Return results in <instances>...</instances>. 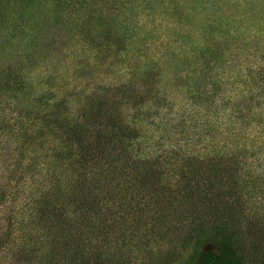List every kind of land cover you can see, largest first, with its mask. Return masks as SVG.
<instances>
[{
	"label": "trees",
	"instance_id": "16d2710c",
	"mask_svg": "<svg viewBox=\"0 0 264 264\" xmlns=\"http://www.w3.org/2000/svg\"><path fill=\"white\" fill-rule=\"evenodd\" d=\"M178 217L182 264H264V0H0V264H121Z\"/></svg>",
	"mask_w": 264,
	"mask_h": 264
},
{
	"label": "rangeland",
	"instance_id": "374dc122",
	"mask_svg": "<svg viewBox=\"0 0 264 264\" xmlns=\"http://www.w3.org/2000/svg\"><path fill=\"white\" fill-rule=\"evenodd\" d=\"M204 12L206 13L205 16L208 17L209 10H206ZM185 16L189 17L187 14ZM171 19L174 21L175 17H172ZM61 31L62 30H60L59 33ZM60 35L62 39H65L64 32H61ZM213 35H214L213 42L221 41V36L219 37L216 33ZM222 36L223 38H225V35H222ZM28 42H30V40L25 41V44H27ZM18 45H21V44H17V46ZM48 47H50V45L46 44L45 49L42 53V56L41 55L40 56L43 58V56L46 55L47 57H50V59H55L57 57L55 52L53 54L49 53L50 50H48ZM65 50H66V47L63 48V52ZM158 51L162 52V48L158 49ZM200 53L201 52L196 51L194 53V57H200L201 55ZM41 57L37 58L36 55H34V57L33 56L31 57L32 66H36V67H32L33 68L32 71H34L36 74H39L45 77L51 71V66L48 64V60H46V63L41 62V59H42ZM67 59H65L66 61H64L63 58L58 57V60L60 62H58L57 64L56 78H60L61 81L57 79L58 80L56 82L57 85L63 82V83L68 84L69 90L72 89L73 87H76V89H78L80 87L79 85L83 82V80H81V78H78V80H75V82H72V80H74V76L79 77L80 74H83V76L85 75L84 76L85 78V77H88L89 75H95V72L90 71L89 67L86 66L83 63V61L79 60V58H78V61L67 60ZM88 61H89L88 63H91L89 64L90 68L99 66V62L97 61L93 62V60L90 58H88ZM106 66H108L111 69L108 61L106 63ZM98 70L100 71V73H98L99 71L97 72L99 77L100 76L105 77L106 67L105 66L98 67ZM33 75L34 73L30 74V78H31L30 82L35 81V79L33 78ZM96 80L97 79L95 77V81ZM106 82L107 80L101 81V83H104V84H106ZM88 87L92 89L94 85L91 84ZM94 90L95 88L93 89V91ZM79 99L80 101L82 100V98H79ZM180 111L181 110L179 111L177 110L176 113H180ZM176 117L177 116H173V119H175ZM158 120H160V118L155 119L154 125L156 122H158ZM154 125H149V126L146 125V129L144 133L149 136L150 142L152 143L150 147L151 150L154 151L155 154H157V153H161L163 149L170 148L169 145H172V143L169 142V139H166L165 135L163 134V131H161V126H154ZM189 141L192 143V138L191 140L189 139ZM182 220H183V217H178L176 221L173 219L171 220L169 230L166 231V233L163 235L164 237L162 236L163 237L162 241L157 238L151 239L150 241L149 240L145 241L146 239L143 238L142 232H139L140 238H135V241H132V242L135 243V246H137L138 244H142L143 246L139 248L140 250H142V252L138 253L137 257H135L134 254L137 248L132 247L130 243L127 244L126 246L125 254L123 250L118 251L117 249L112 248L110 249V251H108V253L110 252L111 254L112 261L116 260L114 255L118 253L117 256L119 257L120 255L122 257V260H119L121 264H182V263H185V259L188 256L189 251H190V248L189 246H187V243H186L187 241V237L185 236L186 230L179 229V231L177 230L174 233V231L178 229L176 227H179V224L182 222ZM224 227H225L224 229L225 232H227L228 230L230 231L231 229V228H227L226 226ZM249 228L244 223H242V226L239 229H237V233H236L237 236L241 238L242 240H244V242H247V240L249 239V236L245 235L246 234L245 229L249 230ZM234 230L235 229H233L232 231ZM251 231L252 232L255 231V233L258 232V227L251 228ZM129 233L130 232H129V227H128L127 230L123 233V235L129 236ZM139 234H137V236H139ZM261 234H264V229H261ZM174 235L176 236L178 242L175 240ZM253 238H254V244L261 245L264 251V235H256ZM243 244L244 246L247 245L245 243ZM145 253L147 254L149 253V257H146L147 255L144 256ZM246 257H247L246 259H249V256H246Z\"/></svg>",
	"mask_w": 264,
	"mask_h": 264
}]
</instances>
